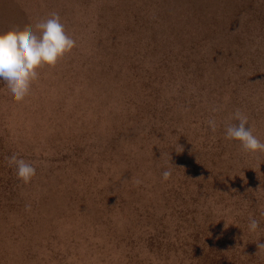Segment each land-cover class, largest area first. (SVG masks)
Instances as JSON below:
<instances>
[{"label":"rangeland","instance_id":"rangeland-1","mask_svg":"<svg viewBox=\"0 0 264 264\" xmlns=\"http://www.w3.org/2000/svg\"><path fill=\"white\" fill-rule=\"evenodd\" d=\"M52 13L76 46L0 91V264H264V151L224 138L264 142V0H0V36Z\"/></svg>","mask_w":264,"mask_h":264},{"label":"clouds","instance_id":"clouds-1","mask_svg":"<svg viewBox=\"0 0 264 264\" xmlns=\"http://www.w3.org/2000/svg\"><path fill=\"white\" fill-rule=\"evenodd\" d=\"M75 46L76 40L67 33L58 13L38 20L32 29L22 34L8 38L0 36V91H5L13 101L24 100L39 76L38 70L43 66L54 67ZM232 120L234 122L226 124L224 128L226 140L238 142L245 153L264 151V142L253 133L245 113L236 110ZM207 125L213 132L218 127L214 117L207 120ZM8 163L14 168L16 177L24 183L30 182L36 174L35 162L27 161L17 154L8 157ZM170 175L169 170L162 173L165 180ZM248 227L250 231H256L259 221L250 218ZM259 247H264V243Z\"/></svg>","mask_w":264,"mask_h":264}]
</instances>
